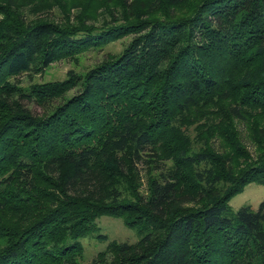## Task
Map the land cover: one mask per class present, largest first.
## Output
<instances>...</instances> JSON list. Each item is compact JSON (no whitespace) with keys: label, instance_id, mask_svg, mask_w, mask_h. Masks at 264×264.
Instances as JSON below:
<instances>
[{"label":"trees","instance_id":"1","mask_svg":"<svg viewBox=\"0 0 264 264\" xmlns=\"http://www.w3.org/2000/svg\"><path fill=\"white\" fill-rule=\"evenodd\" d=\"M98 2L110 16L99 24L27 22L15 0L0 17V264H75L94 218L129 212L140 236L116 243L109 264H264V199L236 210L227 202L245 184L264 183V122H252L254 157L230 142L243 166L210 150L184 154L180 164L197 166L201 184L188 190L174 175L151 176L144 197L126 200L105 177L114 171L95 163L129 145L133 161H157L156 139L172 112L220 88L223 96L239 91L228 104L236 119L251 122L250 105L264 113V0ZM156 11L164 17L136 15ZM125 34L119 52L82 73L24 88L9 79ZM250 63V76L236 74ZM178 202L200 204L175 209Z\"/></svg>","mask_w":264,"mask_h":264},{"label":"rangeland","instance_id":"2","mask_svg":"<svg viewBox=\"0 0 264 264\" xmlns=\"http://www.w3.org/2000/svg\"><path fill=\"white\" fill-rule=\"evenodd\" d=\"M15 10L21 11L25 21L50 20L59 24H99L110 16L102 6L98 5L99 0H89L90 9L84 0H15ZM9 0H0V17L4 15V9ZM138 5V0L136 2ZM109 9L118 10L113 2L108 1ZM170 8L167 10L168 12ZM86 11V13H84ZM164 12L156 11L151 15H136L142 18H163ZM121 15L119 14V17ZM131 34H125L97 47H89L73 55L62 54L52 60L48 65L42 66L35 62L28 70L21 71L9 76L10 81L20 87H28L33 83L60 80L70 73H82L90 66L98 63L106 57L119 52L130 39ZM256 65L250 63L242 72L237 75L250 76ZM250 71V72H249ZM247 72H249L248 75ZM262 76V74H259ZM255 84L257 80H252ZM74 88V87H73ZM72 90V88L70 89ZM213 95L206 101H195L186 108H176L172 112V122L167 127H162L156 139L159 158L155 162L143 163L132 160V146L117 151L111 150L106 154L95 158V163L110 167L114 171L112 178L104 172L109 186H117L122 190L123 199L130 200L137 196L144 197L147 193V185L151 176L168 177L174 175L178 184L183 190L192 188V185H201L194 178V172L198 168L195 165L180 164L181 157L191 151L210 150L215 156L229 155L236 167L243 166L245 161L236 155L230 142H242L247 152L253 157L258 150L257 142L251 135L253 120L264 122L262 108L250 105L246 111L251 122H242L228 111L229 103H236L235 95L239 92L231 91L232 94L223 96L221 93ZM234 92H236L234 94ZM20 100L34 112H42L43 108L35 101L28 100L22 96ZM143 117V121L147 120ZM239 134V135H238ZM145 158H149L147 155ZM124 161L125 167L121 165ZM45 186V184H42ZM134 196V197H133ZM264 199V183L251 181L245 184L240 190L234 192L227 200L229 207L236 210L239 206L249 204L256 208ZM200 203H176L175 209L195 207ZM135 213H128L121 217L110 213H103L94 218L93 227L80 236L83 246L82 255L76 259L75 264H109L114 256L113 246L122 241L135 242L139 238V225L128 224V219ZM139 220V218H136Z\"/></svg>","mask_w":264,"mask_h":264}]
</instances>
